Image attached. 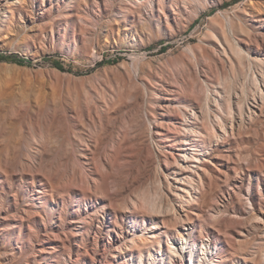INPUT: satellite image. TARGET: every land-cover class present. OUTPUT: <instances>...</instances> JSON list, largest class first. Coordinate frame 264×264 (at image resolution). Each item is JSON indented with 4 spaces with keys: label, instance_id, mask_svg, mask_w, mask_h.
Wrapping results in <instances>:
<instances>
[{
    "label": "rangeland",
    "instance_id": "obj_1",
    "mask_svg": "<svg viewBox=\"0 0 264 264\" xmlns=\"http://www.w3.org/2000/svg\"><path fill=\"white\" fill-rule=\"evenodd\" d=\"M0 54V264H264V0H0Z\"/></svg>",
    "mask_w": 264,
    "mask_h": 264
},
{
    "label": "trees",
    "instance_id": "obj_2",
    "mask_svg": "<svg viewBox=\"0 0 264 264\" xmlns=\"http://www.w3.org/2000/svg\"><path fill=\"white\" fill-rule=\"evenodd\" d=\"M0 61H9V62H18V63H23V62H27V61H24L23 59H18L14 56H6V55H3V54H0ZM109 61H102V64L104 63H108ZM29 63V62H27ZM53 65L59 69V70H64L63 66L57 62V61H54L53 62Z\"/></svg>",
    "mask_w": 264,
    "mask_h": 264
},
{
    "label": "bare ground",
    "instance_id": "obj_3",
    "mask_svg": "<svg viewBox=\"0 0 264 264\" xmlns=\"http://www.w3.org/2000/svg\"><path fill=\"white\" fill-rule=\"evenodd\" d=\"M137 0H135V2H136ZM187 144V143H186ZM155 256V255H154ZM149 258V257H148ZM151 258H153V256L151 255ZM140 260H142L141 259V256H140ZM195 263V262H194ZM209 264H214V262L213 261H210V263Z\"/></svg>",
    "mask_w": 264,
    "mask_h": 264
}]
</instances>
